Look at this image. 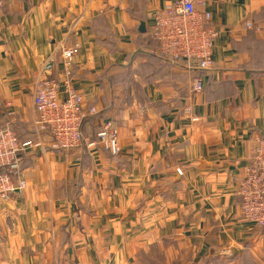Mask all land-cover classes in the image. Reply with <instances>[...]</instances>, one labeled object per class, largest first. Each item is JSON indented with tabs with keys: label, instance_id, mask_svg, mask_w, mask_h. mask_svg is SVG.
<instances>
[{
	"label": "crops",
	"instance_id": "0c3cea01",
	"mask_svg": "<svg viewBox=\"0 0 264 264\" xmlns=\"http://www.w3.org/2000/svg\"><path fill=\"white\" fill-rule=\"evenodd\" d=\"M2 1L0 109L10 103L16 134L41 148L0 201V264H264L236 195L264 139V0H205L219 36L199 94L150 41L171 0ZM75 45L70 81L97 112L82 135L112 122L116 157L55 154L35 135V83L63 82L61 50Z\"/></svg>",
	"mask_w": 264,
	"mask_h": 264
},
{
	"label": "built area",
	"instance_id": "2783aa9c",
	"mask_svg": "<svg viewBox=\"0 0 264 264\" xmlns=\"http://www.w3.org/2000/svg\"><path fill=\"white\" fill-rule=\"evenodd\" d=\"M205 0H171L154 15L150 39L157 43V56L171 64H180L190 74L212 69V48L219 36ZM3 1L0 0V10ZM259 30V25L247 24ZM79 54L77 45L61 50L65 80L59 82L47 76L35 83L32 103L37 114L33 120L35 135L47 133L50 150L63 154L84 147L87 151L102 150L112 157L120 153L118 132L105 120L91 138L82 135L86 120L96 115L94 108H85L84 100L70 81L73 59ZM204 78L193 77L190 90L203 92ZM61 89V90H60ZM63 94V98L60 97ZM16 113L10 103L0 109V201L5 202L23 182H14L21 156L32 148H41V141L22 140L15 132ZM242 218L255 226L264 241V139H257L252 157L236 185Z\"/></svg>",
	"mask_w": 264,
	"mask_h": 264
},
{
	"label": "trees",
	"instance_id": "16d2710c",
	"mask_svg": "<svg viewBox=\"0 0 264 264\" xmlns=\"http://www.w3.org/2000/svg\"><path fill=\"white\" fill-rule=\"evenodd\" d=\"M151 42H153L154 43V48L155 49H157V43L154 41V40H150ZM157 59H159L160 61H162L161 60V58H159V56H157ZM208 73L209 72H203V71H198V72H195L194 74H192V78L195 76V77H202V78H205L206 76H208ZM205 87V86H204ZM203 90H204V88H203ZM45 135H47L48 136V134L47 133H44ZM43 135V134H42ZM49 138V137H48ZM50 143V142H49ZM71 151H73V150H70V151H67V152H71ZM22 157V156H21ZM21 163V162H20ZM20 168V167H19Z\"/></svg>",
	"mask_w": 264,
	"mask_h": 264
},
{
	"label": "rangeland",
	"instance_id": "374dc122",
	"mask_svg": "<svg viewBox=\"0 0 264 264\" xmlns=\"http://www.w3.org/2000/svg\"><path fill=\"white\" fill-rule=\"evenodd\" d=\"M111 123H112V122H111ZM112 124H113V123H112ZM113 126H114V124H113ZM49 147H50V145H49ZM14 182H15V181H14ZM18 182H20V181L17 180L15 183H18Z\"/></svg>",
	"mask_w": 264,
	"mask_h": 264
},
{
	"label": "water",
	"instance_id": "95a60500",
	"mask_svg": "<svg viewBox=\"0 0 264 264\" xmlns=\"http://www.w3.org/2000/svg\"><path fill=\"white\" fill-rule=\"evenodd\" d=\"M142 27H143V26H142ZM142 27H141V28H142Z\"/></svg>",
	"mask_w": 264,
	"mask_h": 264
}]
</instances>
